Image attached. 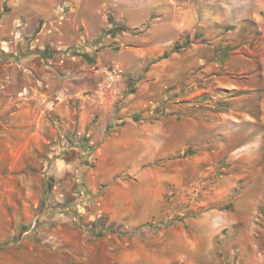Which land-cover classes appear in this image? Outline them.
I'll use <instances>...</instances> for the list:
<instances>
[{
    "label": "rangeland",
    "instance_id": "obj_1",
    "mask_svg": "<svg viewBox=\"0 0 264 264\" xmlns=\"http://www.w3.org/2000/svg\"><path fill=\"white\" fill-rule=\"evenodd\" d=\"M25 1L28 8L54 4L60 14L34 18L35 23L16 15L5 29L3 15L10 7L7 0H0V264H118L112 262L113 249L122 257L127 242L144 240L137 232L142 229L128 234L125 226L106 227L90 214V202L99 190L95 193L85 185L98 184L100 176L88 174L85 167L91 166L97 144L78 133L81 106L87 102L88 108L94 107L92 122L116 116L128 107L131 84L157 64L167 71L153 88L154 97L147 100L154 111L161 108L174 118L207 116L216 95L247 100L254 110L255 101L264 100V9H258L264 0H154L138 10L117 13V42L92 50L85 48L95 45L91 40L81 44L48 39L37 29V24L51 28L64 22L69 8L64 0ZM81 14L95 21L91 27L95 31L96 16ZM156 19L161 20L159 27L152 25ZM135 35L148 41L162 38L171 48L164 59L134 62L127 46ZM115 66L124 75L102 95L98 83L104 70ZM138 115L132 112L133 117ZM260 158L258 164L264 168V143ZM257 185L264 193V185ZM186 194L175 199L174 207L183 206ZM77 204L82 205L79 211ZM249 205L246 211L260 219L256 222L261 234L255 235L259 254L254 261L247 254L242 264H264V204L256 212ZM205 207L211 204L195 205L196 218ZM149 223L145 228L164 225V220ZM228 262L240 264L235 254Z\"/></svg>",
    "mask_w": 264,
    "mask_h": 264
},
{
    "label": "crops",
    "instance_id": "obj_2",
    "mask_svg": "<svg viewBox=\"0 0 264 264\" xmlns=\"http://www.w3.org/2000/svg\"><path fill=\"white\" fill-rule=\"evenodd\" d=\"M64 1L69 4L64 22L51 28L45 23L37 24V29L48 39L58 37L81 44L92 41L95 44L92 47L85 45L88 50L104 42H117V13L154 3V0ZM7 4L10 13L3 15L5 29L16 15L35 23L34 18L37 21L40 16L60 14L54 4L47 8L34 5L28 8L25 0L20 6L16 0H7ZM158 8L159 5L153 7ZM258 9H264L262 3ZM14 11L21 14L13 15ZM80 11L96 16L95 31H91L95 21ZM160 22L156 19L152 25L159 27ZM45 28L50 32L43 33ZM128 43V53L134 62L164 59L171 48L158 37L148 41L135 35ZM165 71L164 66L153 64L140 73L142 79L132 83L133 90L126 95L128 107H122L116 116H103L92 122L94 107L88 108L87 102L78 114V133L91 137L97 144L91 166H85L89 168L88 174L100 176L98 184L85 185L95 193L99 190L90 202L91 216L101 219L106 227L123 225L128 234L142 229L137 232L144 240L132 239V245L127 242L129 248L122 252V257L119 249H113L112 262L229 264L233 254L240 264L247 254L254 261L259 254V239L255 235L261 234L256 222L260 219L246 211V203L250 204V210L264 204V193L257 185H264V168L258 164L264 143V100H256L253 110L247 100H222L216 95L211 99V112L207 116L170 117L161 108L152 110L151 102L147 101L154 97L153 88ZM62 94L57 96L58 100ZM132 112L140 115L133 117ZM110 124L113 127L107 129ZM185 191L188 194L182 200L183 206L174 207ZM195 198L198 200L194 201ZM196 204L211 207L203 208L196 218L192 212ZM173 218L176 221L165 223ZM153 220H164V225L145 228ZM179 222L187 226L184 228Z\"/></svg>",
    "mask_w": 264,
    "mask_h": 264
},
{
    "label": "built area",
    "instance_id": "obj_3",
    "mask_svg": "<svg viewBox=\"0 0 264 264\" xmlns=\"http://www.w3.org/2000/svg\"><path fill=\"white\" fill-rule=\"evenodd\" d=\"M4 51H8V48H2ZM124 72L118 67H112L111 69L104 70V77L98 83V92L102 95H105L107 92H110L116 85V83L123 77ZM81 204H77L76 207L78 211L81 208Z\"/></svg>",
    "mask_w": 264,
    "mask_h": 264
}]
</instances>
